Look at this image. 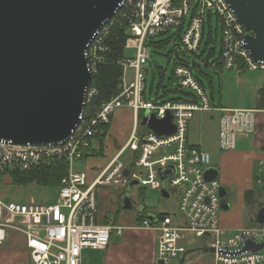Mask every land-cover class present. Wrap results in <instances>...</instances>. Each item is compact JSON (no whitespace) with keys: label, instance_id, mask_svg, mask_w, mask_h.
Here are the masks:
<instances>
[{"label":"built area","instance_id":"2783aa9c","mask_svg":"<svg viewBox=\"0 0 264 264\" xmlns=\"http://www.w3.org/2000/svg\"><path fill=\"white\" fill-rule=\"evenodd\" d=\"M211 12L221 28L223 66L233 68L239 61L244 68L264 70V61H255L246 47V36L252 32L245 30L227 0H123L115 16L101 26L85 51L87 69L93 77L106 60L105 41L111 27L119 19L126 21L125 46L134 48L135 54L117 60L123 70L117 94L92 106L97 90L90 83L80 121L63 142L16 145L0 141L1 175L23 174L36 166L61 162L66 165L54 203L0 199V246L6 240L7 230L13 229L24 236L31 264H80L84 249H104L111 232L120 235L123 231V226L112 221L98 220L97 187L152 186L169 194L168 185L177 190L179 218L175 220L168 212L153 213L135 224L157 233L158 264L178 262L186 250L188 234L211 239V264H264V248L241 251L248 240L264 241V224L244 226L227 236L222 234L218 223L221 183L218 177L207 180L204 175L211 166V155L191 144L187 137L195 111L222 112L218 119V144L223 150L233 149L237 133L254 132L255 114L264 109L212 105L191 68L182 64L175 67L173 75L180 87L192 91L193 98L157 101L146 95V41L174 28L185 50L196 53L202 30L213 17ZM128 69L132 70L130 79L126 78ZM123 106L132 110V131L125 144L88 180L87 172L74 170L72 164L86 157L96 135L109 124L114 111ZM145 112L147 121L150 117L163 120L169 115L174 131L158 134L147 122L139 127L138 118ZM256 181L264 191V173Z\"/></svg>","mask_w":264,"mask_h":264},{"label":"water","instance_id":"95a60500","mask_svg":"<svg viewBox=\"0 0 264 264\" xmlns=\"http://www.w3.org/2000/svg\"><path fill=\"white\" fill-rule=\"evenodd\" d=\"M247 32L246 47L264 61V0H227ZM123 0H0V141L16 145L63 142L79 123L86 89L92 81L85 55L87 44L120 8ZM176 54V53H175ZM180 62L188 64L183 58ZM177 81V78H174ZM160 133L174 131L170 116L143 115V123ZM142 123V124H143ZM207 180L218 176L210 166ZM163 196H168L161 189ZM225 194L220 188V196ZM128 196L125 208L130 207ZM222 205V204H221ZM228 204L222 209H227ZM264 224V206L256 212ZM264 248L248 240L241 251ZM194 251L213 252L208 245L188 248L177 264Z\"/></svg>","mask_w":264,"mask_h":264},{"label":"rangeland","instance_id":"374dc122","mask_svg":"<svg viewBox=\"0 0 264 264\" xmlns=\"http://www.w3.org/2000/svg\"><path fill=\"white\" fill-rule=\"evenodd\" d=\"M211 14L213 15L212 28L214 30L217 28L218 30L216 39L217 45L215 54L207 58V63L203 60V57L205 58V54L203 57L200 55L201 48L198 49L196 53H191L185 50L182 43L177 39L178 34L174 28L167 33L158 35L146 41L149 51V61L144 67L147 69L146 95L148 97L156 99L157 101H165L180 97L185 98L183 91L192 93L191 90L180 87L178 81L174 79L175 77L173 75V71L178 65L175 57V50H177L181 58L188 61L187 65L191 68L194 75L201 80L207 95L209 97L210 94L213 95L212 99L210 97L212 105H220L228 108H254L256 106L257 91L262 85H264V70H253L249 68L241 69L237 66H234L233 68H226L224 66L220 67L213 64L212 61L215 62V57L219 56L221 28L218 25L214 12H211ZM207 33L208 26L206 24L205 37ZM150 40L161 42V44L154 45L150 42ZM134 54V48L124 46L123 55L125 57H133ZM118 63L121 64L120 60ZM126 75V78L130 79L132 77V70L128 69L126 71ZM151 85L152 88L150 89ZM95 96L96 95L93 96V99ZM93 99L90 105H93ZM113 114L115 115L112 124L113 129L111 130V133L109 132V135L106 138L107 142L103 149V153L99 156H94L88 159V162H85V160H76L72 164L74 170L86 171L88 180L92 177L95 171L100 170L118 151V149L124 145L126 139L132 131L134 116L130 108L125 106L119 107ZM220 114H222V112L195 111L193 117L189 121L187 131L190 141L200 144L203 149L210 153L212 157L211 161L213 159L215 165L217 164L216 167L218 174L220 173V161L224 164V166L228 167L229 170L232 167L233 170H235L237 166V162L230 160L228 156H225L230 149L223 150L218 144V119ZM137 123L139 127L140 124L143 123L142 115L139 116ZM241 134H243V132L237 133V138ZM253 164L254 166H252L251 175L248 179L249 181L247 182V189H241L240 181H246L245 178L236 176L234 171L233 174L229 176L234 181L231 184V192H228V194L221 197L222 205L218 211L219 226L222 225V211H228L230 209L229 206L227 209H222V207L229 203L232 207L228 211V218L233 220V225H261L256 221V210L258 207L264 206V191L261 189L256 179L257 176L262 173L261 169H264V165L260 168L257 160H255ZM220 183L221 187H223L221 180ZM166 187L170 189L169 196H163L160 189L152 186H144L143 188L138 185H134L132 187L107 185L99 186L96 190L97 208L99 209V212L100 210L104 211L107 204V207H110V211L108 210V216L111 221L115 220L114 225L123 226L126 223L125 221H127L126 219H130L132 220L131 222H133L137 216L139 208H145L146 212H168L174 216L176 220L179 218L177 190H173V188L168 185H166ZM57 193L58 186H41L34 182L29 184H16L12 182L10 175L0 174V199L23 203L29 202L32 199L36 203L50 204L56 201ZM126 196H129L132 199V205L130 207H122L123 205H119L118 201L114 203L115 199L122 200ZM7 232H9L11 236L9 235L7 237L6 241L3 243L4 245H2V247L0 246V249L4 247L3 250L5 253L20 250L19 247L21 245L23 235L22 237L20 235V238L17 240L12 235L16 234L13 230H8ZM113 234L115 235L113 236V239H116V232L113 231L112 235ZM210 242L211 239L197 238L192 234H188L186 249L197 247L199 245L202 246L203 244L208 245ZM25 250L27 251L24 247L23 251ZM201 257L205 264H210L212 255L211 252L206 251H194L188 253L183 264H195V262ZM26 260L27 262L24 260L22 264H31L30 258H26ZM177 263L173 261L170 264ZM0 264L2 263L0 262Z\"/></svg>","mask_w":264,"mask_h":264},{"label":"crops","instance_id":"0c3cea01","mask_svg":"<svg viewBox=\"0 0 264 264\" xmlns=\"http://www.w3.org/2000/svg\"><path fill=\"white\" fill-rule=\"evenodd\" d=\"M218 107L228 108V107H223V106H218ZM230 108H234V107H230ZM245 108H252V107H245ZM114 117L115 115L113 114L111 116V119H110L111 121L109 122L108 129L106 130L104 143L101 147V151H102L101 154L103 153V149L107 142L106 138L108 137L109 132L111 133V130L113 129L112 124L114 121ZM255 117H256V127H255L254 132H243V134H241L238 138L236 136L235 147L233 149H230V151L225 155V156H228L230 160H234L235 162H237L236 169L233 170V167H232L229 170V168L224 166V164H222L221 161L219 162L220 173L218 174L217 177L222 182L223 189L225 190L224 195L228 194V192H231V184L234 180H232V178H230L229 176L233 174V171L235 172L236 176H239L240 178H245L246 181L244 182L240 181L241 189H245V188L247 189V184H248L247 182L249 181L248 179L251 175L252 166H254L253 162L257 160L258 166L260 168L262 165H264V113L257 112L255 114ZM187 137L191 144L202 148L200 144L193 143L192 141H190L188 135ZM98 147H99L98 139L97 137H95V139L93 140V145L91 147V148H94L93 152H97ZM92 157L94 156H86L85 158L81 160H85V162H88V159ZM211 163H212L211 166L217 170V167H216L217 164L215 165L213 159ZM261 171L262 173H264V169L263 170L261 169ZM129 199L132 204V199L130 197ZM1 200H4V199H1ZM117 201L119 205L124 204V199L122 200L115 199L114 203H116ZM228 205L231 209L232 205L230 203ZM259 208L260 207H258L257 210ZM141 209L142 211H139L140 210L139 208L137 212V216L133 222H131L132 220L130 219H126L127 221H125L126 223L123 225V231L120 235L116 234L117 235L116 239H113V236L115 235L114 234L112 235L113 232H111L112 236L110 235L109 244L106 248L104 249H84L81 254L80 264H158L155 261L157 233L152 230L137 228L135 227V224L140 223L144 217H147L153 213L158 215L160 213H167V212H164V211H160L157 213L152 212V211L146 212L145 208H141ZM108 210L110 211V207H107V204L104 208V211L100 210L99 212V209H98L97 218L100 222L107 223L111 221L108 216L109 214ZM228 211H222V215H221L222 225H220V227L222 229V234L224 236L230 235L236 229L244 227V225L241 226V224L233 225L234 224L233 220L232 219L230 220L228 218L229 216ZM114 221H112L113 224H114ZM8 230H13V229H8ZM13 231L16 234H12V235L17 240L20 238L19 237L20 235L22 237V234H20L19 232L15 230ZM9 235L10 233L7 232V237ZM186 242H188V239L186 240ZM24 247L25 249H27L25 246L24 236L22 237L21 245L19 247L20 250H15L13 252L5 253V251L3 250L4 249L3 247L2 249H0V257H1L0 262L2 264H9V263L10 264L11 263L12 264H22L24 260L27 262L26 258L29 259V257H28V252L26 250L23 251ZM211 261H212V257H211ZM195 264H205V263L201 257L199 258L198 261L195 262Z\"/></svg>","mask_w":264,"mask_h":264},{"label":"trees","instance_id":"16d2710c","mask_svg":"<svg viewBox=\"0 0 264 264\" xmlns=\"http://www.w3.org/2000/svg\"><path fill=\"white\" fill-rule=\"evenodd\" d=\"M115 16V15H114ZM113 16V17H114ZM208 26V33L205 37V29L206 25L202 30V38L199 44V49L201 48L200 55L203 57L205 63H207V58L213 56L215 54L216 45H217V28L214 30L212 28V19L206 22ZM127 30H126V21L124 19H119L110 29L105 44L107 46V53H106V60L98 66L97 73L93 75L91 86H93L96 90V96L93 99V105L97 106L101 102L110 99L120 89L121 81H122V66L117 62L119 58H122L123 55V48L125 46V41L127 38ZM214 36V37H213ZM154 45L161 44V42L152 41ZM211 45V46H210ZM220 51L219 56L215 57L214 65H218L220 67L223 66L221 61V41L219 42ZM175 57L176 63L186 65L183 62H180L178 58H181L178 51L175 50ZM238 68L243 69L244 66L242 63L237 61ZM196 76V75H195ZM199 83L202 85L201 80L196 76ZM152 88V85L150 89ZM185 97L193 98L194 95L192 93L184 92ZM211 99L213 95L210 94ZM177 99H182L177 98ZM217 106V105H214ZM220 106V105H218ZM255 108L262 109L264 108V85L257 91V98H256V106ZM109 124L102 127V131L99 132L96 137L98 139L99 147L97 152H93L94 148H90V152L85 153V156H99L101 154V147L104 143L106 130L108 129ZM66 174V165L61 162L59 164H54L52 166L44 167V166H36L33 167L23 174H12L11 180L16 184H29V183H36L37 185L41 186H58L60 183V179ZM261 207V206H260ZM204 245V244H203Z\"/></svg>","mask_w":264,"mask_h":264}]
</instances>
